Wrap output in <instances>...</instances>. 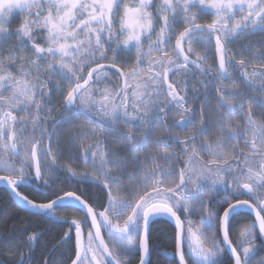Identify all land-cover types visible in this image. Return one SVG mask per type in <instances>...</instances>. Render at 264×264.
<instances>
[{"label": "snow or ice", "instance_id": "6c2138e0", "mask_svg": "<svg viewBox=\"0 0 264 264\" xmlns=\"http://www.w3.org/2000/svg\"><path fill=\"white\" fill-rule=\"evenodd\" d=\"M256 33L264 0H0V184L68 225L51 264H264V44L233 49Z\"/></svg>", "mask_w": 264, "mask_h": 264}, {"label": "trees", "instance_id": "16d2710c", "mask_svg": "<svg viewBox=\"0 0 264 264\" xmlns=\"http://www.w3.org/2000/svg\"><path fill=\"white\" fill-rule=\"evenodd\" d=\"M19 22L20 16H13L11 18L10 26L16 27ZM37 42L42 43L41 40H37ZM112 82H117L115 77L112 78ZM49 87H52V85H49ZM241 91H246V89H244L242 85ZM214 105L215 96L213 95L209 107H212ZM234 119L238 121L241 120L239 113L234 116ZM169 123H171V121H169ZM80 167H83V165H81ZM65 190L75 189L66 188ZM29 197L32 199H37L38 201L40 200L39 196ZM242 198L246 199L247 197ZM80 214L82 215V213ZM21 218H23L22 222ZM192 218L194 220L198 219L196 216H193ZM252 219L253 218L251 214L247 212L241 213V215L237 217L236 228H241L243 225L249 223ZM67 227L68 225L66 224L53 222L44 217L27 213L22 208L15 206L13 203V199L11 198L9 193L4 188L0 187V264H17L19 257L16 256L15 258H10L11 252L13 250L16 252H21V250L25 251V249H28L24 246V240L29 232L42 233V235L36 241L34 249L36 251L31 252V254L35 257L34 264H43L44 259L49 260V256L47 257L48 252L45 251L51 247V242L56 239L57 235H59L61 231H66ZM172 232V226L165 220H158L152 225L151 243L157 246L156 253L172 251ZM230 235H232V233H230ZM67 255H71V253L68 252ZM67 255L63 257L56 255L52 257V259L56 261V264H69L70 261L68 260ZM257 258H259V256ZM152 259L154 261V264H168L167 258L162 255L154 254ZM49 264H51V260H49Z\"/></svg>", "mask_w": 264, "mask_h": 264}, {"label": "flooded vegetation", "instance_id": "af4514ba", "mask_svg": "<svg viewBox=\"0 0 264 264\" xmlns=\"http://www.w3.org/2000/svg\"><path fill=\"white\" fill-rule=\"evenodd\" d=\"M211 19V17L210 16H204L203 18H202V20H201V22H203V21H205V20H210ZM58 78V77H57ZM56 78V79H57ZM182 135V137L184 136V135H191V131H189L188 133H183V134H181ZM126 151V150H125ZM82 165V163L80 162V161H77V165L76 166H81ZM3 173H0V175H2ZM0 187H2V186H0ZM2 188H4V187H2ZM7 192H8V190L6 189V188H4ZM20 191H22L25 195H29V196H33V197H38V195L36 194V192L35 191H33V190H31V189H27V188H21L20 189ZM9 193V192H8ZM10 195V194H9ZM11 196V195H10ZM12 198V197H11ZM13 199V198H12ZM29 199H32V198H30L29 197ZM37 200V199H36ZM25 211V210H24ZM28 213V212H27ZM31 214V213H30ZM252 218H253V216H252ZM68 229V227L66 228V230ZM63 234H64V232L63 231H61V233L59 234V235H57V237H56V239L53 241V242H51V247L49 248V249H47L45 252H48L47 253V257L49 256V253H50V250L52 249V246L54 245V244H56L60 239H61V237L63 236ZM74 242V241H73ZM35 245H36V242L32 245V247H31V250H30V253L31 252H35L36 250H34L35 249ZM27 251H29V249H25V251L24 250H21V252H27ZM61 251H67V249H65V248H62L61 249ZM31 257H32V259H31V261H30V264H34V260H35V257H34V255H32L31 254ZM19 259V258H18ZM45 260H47V259H44L43 261H45ZM70 264V263H69Z\"/></svg>", "mask_w": 264, "mask_h": 264}, {"label": "rangeland", "instance_id": "374dc122", "mask_svg": "<svg viewBox=\"0 0 264 264\" xmlns=\"http://www.w3.org/2000/svg\"><path fill=\"white\" fill-rule=\"evenodd\" d=\"M249 42H251V44L255 45V47L252 48V50L254 52L255 51H259L260 50L259 46L261 44H264V33H256L255 35H252V36L247 37V39H243L242 38V40L240 42H238V43H236V44L233 45V49L234 50H239L243 46L249 45ZM249 46H251V45H249ZM125 54L126 53H122V55H125ZM239 58H241V57L238 54L237 55V59H239ZM244 58L247 59L248 58L247 55H245ZM57 81L60 82V83H63V81H61L59 77L57 78ZM53 101L54 102H57V103L59 102L58 99H57V95L55 93L53 95ZM259 258H257V259H259Z\"/></svg>", "mask_w": 264, "mask_h": 264}, {"label": "water", "instance_id": "95a60500", "mask_svg": "<svg viewBox=\"0 0 264 264\" xmlns=\"http://www.w3.org/2000/svg\"><path fill=\"white\" fill-rule=\"evenodd\" d=\"M0 186H2V187H4V188H6L4 185H2V184H0ZM7 189V188H6ZM8 190V189H7ZM8 192H9V194L11 195V197L13 198V200L15 199V197L14 196H12V194L10 193V190H8ZM26 212H28V211H26ZM28 213H30V212H28Z\"/></svg>", "mask_w": 264, "mask_h": 264}]
</instances>
